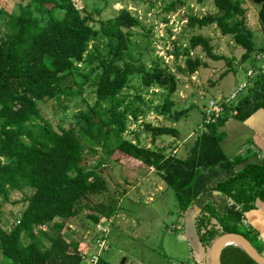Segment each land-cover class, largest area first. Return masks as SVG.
<instances>
[{"label": "trees", "instance_id": "1", "mask_svg": "<svg viewBox=\"0 0 264 264\" xmlns=\"http://www.w3.org/2000/svg\"><path fill=\"white\" fill-rule=\"evenodd\" d=\"M27 1L19 14H3L6 31L0 37L1 255L12 264H80L79 243L66 240L62 233L69 232L67 222L84 211L94 225L101 215H110L103 205L92 204L90 197L107 191L103 172L118 154L153 167L180 211L196 212L193 226L203 246L210 247L220 234L238 233L261 254L263 245L245 214L255 209L257 201L264 203V159L262 164L241 167L242 159L226 157L219 145L222 133L218 129L234 110L236 118L243 120L264 109V71L255 67V55L264 48L255 47L252 31L238 17L234 0H211L216 14H188L184 19L189 28L214 24L222 36H230L243 49L241 62L255 67L244 96L225 106L218 124L203 123L185 158L154 145L160 136L177 137L173 127L144 122L152 147L141 145L135 132L134 140L124 134L129 123L141 120L150 109L152 100L146 101L144 95L150 90L155 95V87L164 92L153 107L155 114L172 122L181 118L184 111L175 110L171 98L178 89L177 74L190 76L206 66L199 57L192 58L191 51L200 47L210 60H226L214 53L209 38L192 35L182 52L175 46L174 58L182 54L185 60L183 67L175 64L173 71L162 57L146 59V47L141 49L133 41L130 30L143 26L127 5L103 19L104 8L90 9L74 0ZM189 1L162 0L161 23L168 25L170 16L188 8ZM255 2L264 36V0ZM98 35L107 39L105 53L88 51L89 42ZM87 89L94 95L92 105L86 101ZM75 97L86 110L75 113L72 124L55 129L39 103ZM13 192L23 196V207L7 230L2 208L20 202L12 201ZM220 260L222 264H256L233 244L222 249Z\"/></svg>", "mask_w": 264, "mask_h": 264}, {"label": "rangeland", "instance_id": "2", "mask_svg": "<svg viewBox=\"0 0 264 264\" xmlns=\"http://www.w3.org/2000/svg\"><path fill=\"white\" fill-rule=\"evenodd\" d=\"M74 1L77 5H86L90 9L93 7L104 8L100 14L103 19L112 17L119 9L127 5V9L131 13H137L143 26V28L130 30L133 34V41L141 49L146 47L145 52H143L146 59L155 55L162 57L173 71H175V64L183 67L185 60L182 54L178 58H174V47H180L182 52V48L188 44L192 35L202 34L209 38L214 53L226 57V60L213 61L204 54L200 47L191 51V57H199L206 63V66L199 68L190 76L177 74L178 89L171 98L175 110L184 111L177 122L164 120L163 117L157 116L153 110V107L164 98L163 91L155 87V92H153L155 95L152 94V90L149 94L144 95L146 101L152 100V103L148 104L150 109L147 110L146 115L141 120L136 123H129L124 136L134 140L135 132L141 145L146 147H152L153 142L151 133L146 131L143 123H151L153 126L165 125L175 128L178 136H160L156 138L154 145L166 148L167 152L174 149L173 154L179 157L184 156L182 152L184 146L192 145L197 133L203 128L202 125L208 116V112L205 113V111L210 109V103L225 101L224 99L229 98L246 80L248 72L246 70L256 67V65L253 67L250 62H241L243 49L236 45L230 36H222L214 24L200 29L189 28L186 25L184 19L188 14L197 17L205 14H216L211 0L202 4L190 0L188 8H183L171 15L166 26L161 23L159 15V9L163 4L162 0H150V4L147 0ZM163 1L168 2L169 0ZM27 2V0L0 1L2 11L0 14V37L6 31V17L3 14L5 12L10 15L19 14L21 10L25 9L24 6ZM234 2L240 11L238 17L242 18L252 31L255 47L264 48V36L257 18L259 4L255 0H234ZM148 39L150 40L149 44ZM94 50L105 53L107 51V39L101 35L94 37L89 42L88 51ZM255 56L256 60L261 57L258 54ZM81 72L85 73L86 70L83 68ZM224 72L227 75H224ZM131 83L139 89L136 80ZM245 90L246 88L240 89L232 101L243 96ZM130 93H135V91L131 90ZM218 96L223 99H216ZM86 101L90 105L94 102V95L90 89H87ZM39 105L42 109V115L51 121L55 129L59 126L67 127L68 124H72V116L80 110H86V105L82 103L79 97L71 100L61 99V101L50 99L40 102ZM109 162L114 164L112 161ZM118 166L119 164L116 163L106 168L103 176L107 185H110L109 188L111 189L112 186L117 195L122 196L126 193L128 197L121 199L119 206L115 202V205L119 207L121 217L116 219L111 229L112 217L104 216V219H99L101 226L108 228L106 232L108 236L106 238L107 249L100 255L103 264H208L204 252L206 247L199 242L189 213L180 211L172 191L165 183L156 175L148 174L146 166L137 170L128 168L125 164L123 167ZM149 170L154 172L153 168H149ZM146 176L148 179L144 180ZM10 197L12 201L20 202L15 205L8 203L2 208L3 228L7 230L15 222L17 214L23 207L21 202L23 196L20 193L13 192ZM149 197L151 200L148 199ZM101 201V195L90 197V202L96 206ZM87 213L84 211L75 219L73 223L77 227L72 226L75 229L68 226L71 229L69 232H63L62 235L66 240L82 243L88 251H94L92 240L97 236L96 225L87 218ZM261 254L264 256L263 252ZM124 260L125 263H123ZM82 261L81 259L80 264H84ZM0 264L12 263L0 253Z\"/></svg>", "mask_w": 264, "mask_h": 264}, {"label": "crops", "instance_id": "3", "mask_svg": "<svg viewBox=\"0 0 264 264\" xmlns=\"http://www.w3.org/2000/svg\"><path fill=\"white\" fill-rule=\"evenodd\" d=\"M258 55H260L261 57L259 60L255 61V65L256 67H260L261 70L264 71V50H262V52H260ZM250 69L253 70V68H248V70ZM254 74H255V71L253 75ZM244 82L248 83L245 87L246 88L245 92H246L247 88L250 86V83L248 82L247 77H246V80H244L241 84H243ZM241 97H239V99ZM216 99H223V98L218 96V98ZM239 99L234 101L232 105H234V103L237 102ZM234 112L235 110L232 112V116L226 118L225 122L218 129L219 132L222 133V139L219 143L222 152L225 154L226 157H229V158H232L234 156L236 157L239 156L242 159L241 167L245 166L246 164H251V163L262 164V161L264 159V109L257 110L256 112L249 115L243 120L236 118V112L235 113ZM221 117L222 116L218 117L216 121L217 124L221 121ZM177 145L180 146V144H177ZM190 147L191 145L189 147L184 146V149L182 150L184 156L179 157L177 155V157L185 158L189 152ZM97 158L98 156L91 158V160L97 159ZM110 160L114 164H110L109 162L106 168H109L115 165L116 163L119 164L118 167H121V166L123 167V164H125L128 166V168L136 169V170L144 167L140 162L132 161L129 158H125L120 154L112 156ZM89 164H92V163L89 162ZM148 174H154L157 177H159L155 173V170L154 172H152L149 170V168H148ZM146 179H148L147 176L144 178V180ZM159 179L161 180L160 177ZM109 186L107 185V191L101 195L102 201L100 202V205H103L107 209V211H109L110 215H107V216L109 218L112 217L111 218L112 223L110 226V229H111L114 222H116V219L121 217L119 207L115 205V202H117L119 206L120 200L125 199L128 196L126 193L122 196L117 195L115 189L112 186L110 189ZM148 199L151 200L150 197ZM128 200L130 201L129 198ZM116 207H117V210H116ZM188 213L190 215V219H191L192 226H193V218L196 212L189 211ZM104 216L106 215H101L100 220L104 219ZM245 217L249 225L252 227V229H254L257 232L258 241L263 245L262 252L264 253V203L257 201L255 209L247 212L245 214ZM77 218L75 217V218L70 219L67 222L68 226H70L71 228L72 226H74L76 228L77 226L73 222ZM108 223H109V220H108ZM75 228H72V229H75ZM107 231H108V228H107ZM106 238H108L107 234L105 236V240ZM84 247H85L84 244L79 243V251ZM204 252H205V257L207 258L206 261L209 264V253H210L209 248L206 247V251ZM99 262L100 264H103L102 256L100 257ZM123 263H125V260Z\"/></svg>", "mask_w": 264, "mask_h": 264}, {"label": "built area", "instance_id": "4", "mask_svg": "<svg viewBox=\"0 0 264 264\" xmlns=\"http://www.w3.org/2000/svg\"><path fill=\"white\" fill-rule=\"evenodd\" d=\"M252 75H253V70L252 69L248 70L246 77L249 78ZM247 84H248L247 82H244L243 84H241L239 86V89L236 92H234L229 98L224 99L225 101L211 102L210 109L208 111H205V113L208 112V116H207V119H205L204 124H208L209 122L216 123L218 117L222 116L223 112L225 111V106L232 104L234 102L232 100L236 96L237 92L240 89L243 90ZM150 168H153V167H150ZM95 225H96L95 232L97 233V236H95L94 239L92 240L93 241L92 243L94 245L93 247L95 250L88 251L87 247H84L80 250L81 259L83 260L82 262L84 264H98L101 253L107 249L106 240H105V236L107 234L106 233L107 228H103L100 222H98ZM85 260H87V262H85Z\"/></svg>", "mask_w": 264, "mask_h": 264}, {"label": "water", "instance_id": "5", "mask_svg": "<svg viewBox=\"0 0 264 264\" xmlns=\"http://www.w3.org/2000/svg\"><path fill=\"white\" fill-rule=\"evenodd\" d=\"M231 244L241 248L256 264H264V256L259 254L252 244L238 233L220 234L211 242L209 247V264H222L220 253L225 246Z\"/></svg>", "mask_w": 264, "mask_h": 264}]
</instances>
